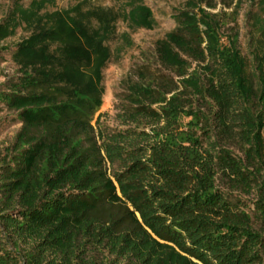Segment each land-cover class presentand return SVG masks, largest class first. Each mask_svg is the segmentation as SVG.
<instances>
[{
  "label": "trees",
  "instance_id": "trees-1",
  "mask_svg": "<svg viewBox=\"0 0 264 264\" xmlns=\"http://www.w3.org/2000/svg\"><path fill=\"white\" fill-rule=\"evenodd\" d=\"M14 1L0 21V40L25 33L1 47L15 69L0 104L20 128L0 156V264H264V0L250 60L228 25L245 0L173 9L111 126L92 121L116 22L151 28L150 7Z\"/></svg>",
  "mask_w": 264,
  "mask_h": 264
},
{
  "label": "rangeland",
  "instance_id": "rangeland-1",
  "mask_svg": "<svg viewBox=\"0 0 264 264\" xmlns=\"http://www.w3.org/2000/svg\"><path fill=\"white\" fill-rule=\"evenodd\" d=\"M30 0H19L23 5H27ZM185 0H143L147 4L154 18V25L151 28H129L125 23L116 22V35L110 42L112 51L111 60L102 70L103 97L102 104L96 111L92 123L99 117L101 125H113L115 108L114 103L118 99L116 94L121 91V81L131 72V68L140 63L145 56L151 57L153 53L154 42L157 38L164 35L166 31L174 25L172 19L173 9L183 5ZM14 0H0V21L4 15L13 7ZM104 6H111L116 9L122 8V0H93ZM227 0H211L214 7L210 11L216 12L221 9L229 12L231 7H226ZM260 0L242 1L236 15V21L229 23L234 30L238 32V45L241 52L250 60V53L253 50L255 30L252 28V15L260 13ZM58 6L70 5L69 0H57ZM255 20V19H254ZM127 33L130 37L131 46H124L120 34ZM25 33L17 28L14 35L0 40V84L4 82L7 75L14 72L15 66L10 58V50L2 51L3 46H12ZM1 87V86H0ZM20 128V123L15 119L13 111L6 109L0 104V156L4 148L8 146L16 132Z\"/></svg>",
  "mask_w": 264,
  "mask_h": 264
}]
</instances>
